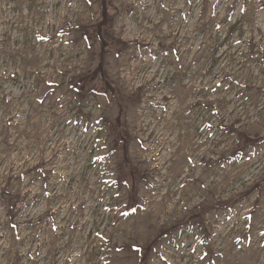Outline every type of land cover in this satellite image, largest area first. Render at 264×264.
Here are the masks:
<instances>
[{
    "label": "rangeland",
    "instance_id": "obj_1",
    "mask_svg": "<svg viewBox=\"0 0 264 264\" xmlns=\"http://www.w3.org/2000/svg\"><path fill=\"white\" fill-rule=\"evenodd\" d=\"M0 264H264V0H0Z\"/></svg>",
    "mask_w": 264,
    "mask_h": 264
},
{
    "label": "trees",
    "instance_id": "obj_2",
    "mask_svg": "<svg viewBox=\"0 0 264 264\" xmlns=\"http://www.w3.org/2000/svg\"><path fill=\"white\" fill-rule=\"evenodd\" d=\"M103 18H104V20L106 19V14L105 13H103ZM103 25V23H100V25L98 26L99 27V29H98V32L100 33V31H101V27L100 26H102ZM103 27V26H102ZM101 64H102V62H101ZM101 66V65H100ZM100 66H99V68H97V70H95L94 71V74L97 76L98 74H102L101 73V69H100ZM84 76H87V75H81V76H79L77 79L80 81ZM81 83H82V81H80ZM83 87V86H82ZM108 92H104V91H94L93 93H96V94H104V95H109V94H113V93H115V91H114V89H113V87L109 84L108 85ZM115 95V94H114ZM250 141V140H249ZM247 139L245 140V142L247 143V142H249ZM253 142V140H251V143ZM133 176H136L137 177V175H136V173H133ZM122 181H123V178L122 177H119V179H118V183H122ZM143 248V247H142ZM145 249V251L143 252L144 253V255L145 256H143V257H145L146 258V256H147V254H148V249H149V247L148 246H146L145 248H143V250Z\"/></svg>",
    "mask_w": 264,
    "mask_h": 264
}]
</instances>
